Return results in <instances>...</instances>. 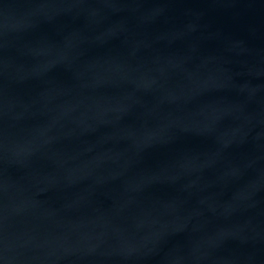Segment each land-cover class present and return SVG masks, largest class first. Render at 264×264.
Here are the masks:
<instances>
[{
	"label": "water",
	"instance_id": "water-1",
	"mask_svg": "<svg viewBox=\"0 0 264 264\" xmlns=\"http://www.w3.org/2000/svg\"><path fill=\"white\" fill-rule=\"evenodd\" d=\"M0 264H264V0H0Z\"/></svg>",
	"mask_w": 264,
	"mask_h": 264
}]
</instances>
